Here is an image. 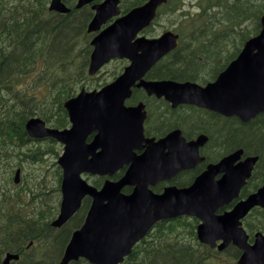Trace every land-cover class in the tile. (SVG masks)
<instances>
[{
    "label": "water",
    "instance_id": "water-1",
    "mask_svg": "<svg viewBox=\"0 0 264 264\" xmlns=\"http://www.w3.org/2000/svg\"><path fill=\"white\" fill-rule=\"evenodd\" d=\"M92 1L79 0L78 8ZM121 1L124 0H105L97 6L88 32L100 31L109 20L120 15ZM167 2L149 0L92 40L90 75L94 76L114 59H126L130 64L119 78L100 91L83 90L65 103L69 129H51L40 118H32L26 124L31 138H53L64 145L58 160L63 171L62 202L59 217L52 226L63 227L80 210L85 198L92 200L85 223L73 233L60 264L80 259L90 264H121L156 223L181 216L200 220L197 235L202 244L219 251L233 244L242 251L238 264H264V234L256 233L250 243L242 223L254 208H264V186L231 211L218 213L239 197L259 157H248L235 164L242 151L235 152L210 165L191 186H171L156 195L149 190L150 183L169 179L176 168L181 171L197 165L201 161L199 147L206 137L187 143L182 133L175 131L137 155L136 151L148 144L144 133L147 114L143 103L134 107L125 105L133 88H143L149 96L164 97L174 107L192 104L224 115L236 114L246 122L264 113V15L260 34L246 42L238 58L216 82L203 88L189 82L149 81L145 79L148 72L178 46L179 36L172 31L154 39L139 36L152 24L159 7ZM50 9L69 13L62 0H52ZM231 76H234L232 83ZM172 142L178 144L177 151L165 155L164 150ZM125 166L128 169L120 180H107L101 189L83 178L84 174L113 176ZM18 177L19 171L16 182ZM127 186H135L131 194L123 193ZM18 258L8 254L3 264Z\"/></svg>",
    "mask_w": 264,
    "mask_h": 264
},
{
    "label": "trees",
    "instance_id": "trees-1",
    "mask_svg": "<svg viewBox=\"0 0 264 264\" xmlns=\"http://www.w3.org/2000/svg\"><path fill=\"white\" fill-rule=\"evenodd\" d=\"M147 1L127 0L122 3V10L129 12ZM47 3L48 0H0V264L7 253L15 251L21 253L16 264H59L90 203L87 200L76 217L61 229L52 227L61 202L62 170L57 160L63 146L54 139L30 138L26 122L39 117L50 128L70 127L65 102L83 88L101 89L128 65L126 60H115L91 77L87 13H52ZM187 3L194 8L187 7ZM263 14L264 0H169L144 34L153 38L172 29L180 36L179 45L147 78L202 85L213 81L218 71L239 55L245 42L260 32ZM27 78L29 81L24 84ZM37 87L45 89L46 94L32 93ZM138 97L135 92L128 104ZM195 117L204 119L201 114ZM217 120V125H225ZM210 123L202 121L198 125L200 129H210ZM189 126L195 129V124ZM261 132L262 140L258 139ZM217 135L221 141L215 148L223 149L222 137ZM248 137L255 138L260 156L254 182L264 184V127L260 125V131ZM25 164L37 171H26L21 177L24 180L16 184L15 167L24 168ZM123 174L120 171L115 179ZM90 181L98 188L103 184L99 177ZM124 192L129 193V188ZM198 225L199 220L191 217L159 222L122 264H238L239 249L229 246L221 252L202 244L197 237ZM244 226L251 240L256 232L264 233V209L253 210ZM30 243V252H25ZM70 264L89 263L81 259Z\"/></svg>",
    "mask_w": 264,
    "mask_h": 264
},
{
    "label": "flooded vegetation",
    "instance_id": "flooded-vegetation-1",
    "mask_svg": "<svg viewBox=\"0 0 264 264\" xmlns=\"http://www.w3.org/2000/svg\"><path fill=\"white\" fill-rule=\"evenodd\" d=\"M48 1L49 3L51 2V0ZM103 1L104 0H94L91 3L81 8H78L79 0H63V3L67 8L70 9V12L79 11V10H82V12H86L88 14L89 22H90L96 14L95 8L100 4H102ZM227 69L228 68H222L220 71H218V74L213 78V81L217 79L220 73H222ZM232 79H234V76H231L230 83H232ZM181 82H186V81H181ZM205 85L206 84H203L202 86ZM135 92H138L139 97L136 100H134L135 102H132L131 104L130 103L128 104L127 102L126 105L134 107L140 105L141 103L144 104L145 111L147 112V119L145 121L146 123L145 139L148 141V144L146 143L143 144L144 148L141 151H136L137 155L143 154L152 144L158 143L159 141L167 138L170 134H172L175 131H180L187 143L196 141L201 136L206 137V142L204 143V145L199 147V158L201 159V161L191 169L177 171L176 168V171L173 173V175H171L169 179H163L160 181H156L153 179L154 181H156V183L155 184L150 183L148 187L152 193L156 195H160L164 193L168 187L171 186H175L178 188L188 187L200 175H202L210 165H215L219 163L222 159L226 158L227 156L235 152L242 151L241 159L236 161L235 164L241 163L242 161L246 160L248 157L258 156L257 155L258 148L255 147L254 145L256 140L255 138L249 139L248 136L255 134L257 131H260V125H262V128L264 127V114L261 113L246 122L236 114L224 115L215 110L201 108L192 104H179L177 107H174L173 104L167 101L166 98L164 97L158 98L156 96H148L144 89L135 88L133 95ZM132 98L133 97H131L130 100H132ZM196 114L203 115L204 119H201L199 117L196 118L195 117ZM215 119H218L221 122H225V125L223 126L222 124L218 123L219 125L216 129L217 123L215 122ZM202 121H206V122L211 121L210 126L212 125L213 127V124L215 126L213 128L211 127L210 129H200L198 124L202 123ZM189 124L190 125L195 124V129H193L192 126L190 127ZM217 134H220L222 136V142L223 145H225L223 149L221 148L215 149V146L218 145L217 143H219V139H220V136H218ZM260 138L262 140V132L258 136V139ZM177 149H178V144L176 142H172L170 144V147L166 148L163 153L167 155L170 152L177 151ZM259 162L254 167L252 177L247 181L246 185L242 188L239 194V198H237L234 203H231L232 207L237 202L242 201V199H246L248 196L255 193L262 185V182L258 183L257 180L254 182V178H253L254 177L253 175H255L254 171H256ZM127 169L128 167H125L123 169L124 173L126 172ZM116 176L117 173L113 175L111 179L116 180L115 179ZM221 176L222 174L218 175L217 179H220ZM106 179L107 178L104 177V181ZM184 181H187L185 182L187 184L186 186ZM127 188H129V193H132V191H134L135 189V186H130ZM87 200H89L90 202L88 211L85 214L84 221L80 227L83 226L86 220V216L91 207V199L87 197L83 200L82 208L87 202ZM76 215H74L65 225H67L71 220H73L76 217ZM31 248H32V244L30 243L29 245L25 246L24 248L25 252H30ZM17 262L18 261L12 262V264H16Z\"/></svg>",
    "mask_w": 264,
    "mask_h": 264
},
{
    "label": "rangeland",
    "instance_id": "rangeland-1",
    "mask_svg": "<svg viewBox=\"0 0 264 264\" xmlns=\"http://www.w3.org/2000/svg\"><path fill=\"white\" fill-rule=\"evenodd\" d=\"M187 7H189L190 9H193V8H194L193 5L190 6L188 3H187ZM157 27H159V26H157ZM103 70H106V68H104ZM28 81H29V78L25 79V80L23 81V83H24V84H27ZM32 93L41 96V95L46 94V90L37 87V88H34V90L32 91ZM57 163H58V161H57ZM18 169L21 170V177H22V175H23L26 171H28V172H30V173H33V172L37 171L36 168L32 170V167L28 166L27 164L24 165V168H21V167H17V166H16V167H15V172H16V170H18ZM14 175H15V174H14ZM21 177H20V179H22ZM88 180H89V182H90V176H89V179H88ZM24 197H26V196H24ZM25 201H27V200H25ZM53 228H54V227H53ZM63 253H64V252H63ZM60 262H61V260H59V264H60Z\"/></svg>",
    "mask_w": 264,
    "mask_h": 264
},
{
    "label": "bare ground",
    "instance_id": "bare-ground-1",
    "mask_svg": "<svg viewBox=\"0 0 264 264\" xmlns=\"http://www.w3.org/2000/svg\"><path fill=\"white\" fill-rule=\"evenodd\" d=\"M32 2H33V0H31ZM85 13V12H84ZM88 15V14H87ZM38 17V16H37ZM84 17V16H83ZM80 27V26H79ZM205 32V31H204ZM204 36V35H203ZM36 40V39H35ZM195 42H196V40H195ZM185 43V42H184ZM191 43V42H190ZM189 43V44H190ZM189 47H190V45H189ZM29 50V49H28ZM55 50V49H54ZM48 54H49V52H48ZM5 56H8V55H5ZM19 56V55H18ZM16 57V56H15ZM13 58V57H12ZM15 59V58H14ZM87 60V59H86ZM6 61V60H5ZM14 61L15 60H13V63H14ZM1 62V61H0ZM16 62V61H15ZM11 63V62H10ZM81 63V62H80ZM17 64V63H16ZM3 67V66H2ZM3 72V71H2ZM150 119V118H149ZM151 120V119H150ZM168 120V119H167ZM169 121V120H168ZM218 121V120H217ZM150 122V121H149ZM27 123V122H26ZM146 124V123H145ZM218 126V125H217ZM160 127V126H159ZM156 128V127H155ZM215 129V128H214ZM213 129V130H214ZM166 134V133H165ZM196 137V136H195ZM216 137V136H215ZM222 137V136H221ZM246 139V138H245ZM220 141H221V139H220ZM236 145V144H235ZM250 145V144H249ZM220 146V145H219ZM225 146V145H224ZM214 147V146H213ZM215 149H217V148H215ZM217 151V150H216ZM210 152V151H209ZM214 154V153H213ZM212 155V154H211ZM39 165V164H38ZM24 178V177H23ZM98 179V178H97ZM22 180H24V179H22ZM98 181V180H97ZM12 182V181H11ZM26 182V181H25ZM41 182V181H40ZM187 182V181H186ZM98 185V184H97ZM24 187V186H23ZM17 189V188H16ZM30 189V188H29ZM7 191V190H6ZM40 191V190H39ZM41 193H43V192H41ZM15 195V194H14ZM41 195V194H40ZM53 196V195H52ZM38 197V196H37ZM17 198V197H16ZM19 198V197H18ZM43 198V197H42ZM33 199V198H32ZM30 204V203H29ZM34 207V206H33ZM41 209V208H40ZM50 210V209H49ZM42 212V211H41ZM15 216V215H14ZM41 216V215H40ZM22 218V217H21ZM15 220V219H14ZM27 223V222H26ZM47 223V222H46ZM49 224V223H48ZM11 225V224H10ZM24 227V226H23ZM39 227V226H38ZM33 228V227H32ZM52 228V227H51ZM3 229V228H2ZM44 229V228H43ZM51 230H54V229H51ZM46 232V231H45ZM51 233V232H50ZM54 233V232H53ZM36 234V233H35ZM43 234V233H42ZM70 236V235H69ZM23 238V237H22ZM49 239V238H48ZM45 243V242H44ZM50 244V243H49ZM57 245V244H56ZM55 246V245H54ZM64 247V246H63ZM49 250V249H48ZM56 250H58V249H56ZM60 250H61V248H60ZM44 251H45V248H44ZM59 251V250H58ZM6 252H8V251H6ZM5 252V253H6ZM19 252V251H18ZM15 253H16V251H15ZM46 253V252H45ZM44 253V255H46ZM19 254H21L20 252H19ZM62 254V253H61ZM48 255V254H47ZM177 257V256H176ZM41 258V257H40ZM53 258V257H52ZM54 260V259H53ZM30 262V261H29ZM57 262V261H56ZM55 264V263H54Z\"/></svg>",
    "mask_w": 264,
    "mask_h": 264
}]
</instances>
